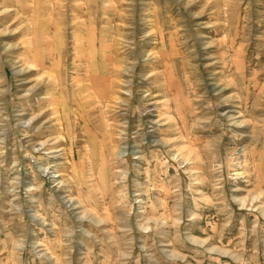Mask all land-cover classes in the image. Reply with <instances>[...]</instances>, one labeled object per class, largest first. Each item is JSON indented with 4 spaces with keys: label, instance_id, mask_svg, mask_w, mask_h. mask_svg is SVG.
I'll use <instances>...</instances> for the list:
<instances>
[{
    "label": "rangeland",
    "instance_id": "obj_1",
    "mask_svg": "<svg viewBox=\"0 0 264 264\" xmlns=\"http://www.w3.org/2000/svg\"><path fill=\"white\" fill-rule=\"evenodd\" d=\"M0 264H264V0H0Z\"/></svg>",
    "mask_w": 264,
    "mask_h": 264
},
{
    "label": "bare ground",
    "instance_id": "obj_2",
    "mask_svg": "<svg viewBox=\"0 0 264 264\" xmlns=\"http://www.w3.org/2000/svg\"><path fill=\"white\" fill-rule=\"evenodd\" d=\"M23 71V70H22ZM42 84H36L34 87L29 89V93L27 95H31L32 92H37L40 89Z\"/></svg>",
    "mask_w": 264,
    "mask_h": 264
}]
</instances>
